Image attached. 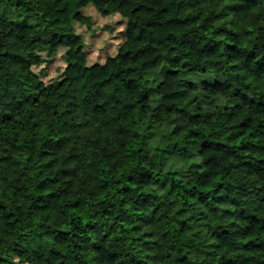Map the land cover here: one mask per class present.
<instances>
[{"label":"trees","instance_id":"16d2710c","mask_svg":"<svg viewBox=\"0 0 264 264\" xmlns=\"http://www.w3.org/2000/svg\"><path fill=\"white\" fill-rule=\"evenodd\" d=\"M90 4L126 36L89 64ZM122 5L0 0V264H264V0H178L177 22L251 46L129 74L142 33Z\"/></svg>","mask_w":264,"mask_h":264},{"label":"rangeland","instance_id":"374dc122","mask_svg":"<svg viewBox=\"0 0 264 264\" xmlns=\"http://www.w3.org/2000/svg\"><path fill=\"white\" fill-rule=\"evenodd\" d=\"M178 0H123L122 11L132 20L135 30L142 33V37L133 51L122 57V73L129 74V67L138 66L143 61L159 63L166 59L172 68L196 67L199 65L216 66L224 54L227 59H236L246 53L250 43L237 48L218 45L223 33L210 34L208 24L202 19L181 24L175 20L176 3ZM168 9L160 24H153L156 12L161 8ZM84 12L93 16L94 25L91 30L85 26H78L77 30L85 37L88 63L103 62L109 55H114L119 44L126 36V21L120 14L104 16L90 4ZM232 48V49H231ZM49 65L35 67L42 79L47 82L60 73L64 67L61 54ZM88 254L94 256L92 251ZM95 257L96 264L102 263Z\"/></svg>","mask_w":264,"mask_h":264}]
</instances>
